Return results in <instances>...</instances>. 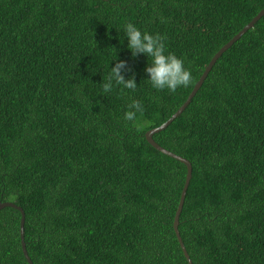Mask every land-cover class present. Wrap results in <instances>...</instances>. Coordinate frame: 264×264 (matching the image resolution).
Here are the masks:
<instances>
[{
	"label": "trees",
	"instance_id": "trees-1",
	"mask_svg": "<svg viewBox=\"0 0 264 264\" xmlns=\"http://www.w3.org/2000/svg\"><path fill=\"white\" fill-rule=\"evenodd\" d=\"M264 0H0V203L32 264H188L173 231L186 166L145 139ZM166 36L192 84L152 88L124 26ZM125 79L102 92L110 68ZM143 104L136 120L124 113ZM139 129V130H138ZM191 164L178 231L192 264H264V16L153 135ZM0 210V264H28Z\"/></svg>",
	"mask_w": 264,
	"mask_h": 264
},
{
	"label": "clouds",
	"instance_id": "clouds-1",
	"mask_svg": "<svg viewBox=\"0 0 264 264\" xmlns=\"http://www.w3.org/2000/svg\"><path fill=\"white\" fill-rule=\"evenodd\" d=\"M123 30L128 40L127 47L131 55L136 57L138 54H144L149 58L150 66L145 71L150 77L148 81L151 83L152 88L159 91L167 89L170 93H175L178 88L188 87L192 84V74L185 67L184 60L172 52L166 54V36L141 32L131 22L127 23ZM121 69L131 71L126 61H118L114 67L110 68V73L102 84L103 93L111 92L114 84L122 86L121 91L124 89L136 90L135 78L125 79ZM127 107L128 110L124 113L126 121L134 122L137 113L142 114L144 111L143 104L138 100H133Z\"/></svg>",
	"mask_w": 264,
	"mask_h": 264
},
{
	"label": "water",
	"instance_id": "water-1",
	"mask_svg": "<svg viewBox=\"0 0 264 264\" xmlns=\"http://www.w3.org/2000/svg\"><path fill=\"white\" fill-rule=\"evenodd\" d=\"M263 16H264V9H262L245 27H243L235 36H233L224 46H222L215 53V55L211 58V60L209 61V63L205 67L203 73L199 77L198 81L194 85L192 91L188 95L187 99L179 107V109L166 122H164L161 126H159L157 128H154L152 130H149L145 134L146 141L153 148H155L160 153H162V154H164L166 156H169L170 158H173V159L177 160L178 162H180V163H182V164H184L186 166L185 181H184V185H183L182 190H181L179 202H178L177 209H176V212H175V215H174V219H173V231H174V234H175V236L177 238L179 246H180V248H181V250L183 252V255H184V257H185V259H186L188 264H192V262L189 259V256H188V254H187V252L185 250L184 244H183L182 239L180 237V234H179V231H178V224H179V216H180L183 204H184L186 191H187L189 182L191 180L192 167H191V164L189 163V161H187L186 159H184V158H182V157H180V156H178L176 154H173V153L163 149L162 147H160L153 140L152 137H153L154 134L159 133L160 131L164 130L168 125H170V123L174 119H176L185 110V108L189 105L191 99L194 97L196 92L201 87L202 83L204 82L205 78L207 77V75L211 71V69L214 66V64L216 63V61L222 56V54L224 52H226V50H228L237 40H239L249 29H251L254 26V24L258 20H260ZM6 207L15 209V210L19 211L20 214H21V219H20V224H19L21 250H22V254H23L25 260L27 261V263L28 264H32L28 254H27L25 243H24V219H25V215H24L22 209L19 206H17L14 203H12V202L0 203V210H2L3 208H6Z\"/></svg>",
	"mask_w": 264,
	"mask_h": 264
}]
</instances>
